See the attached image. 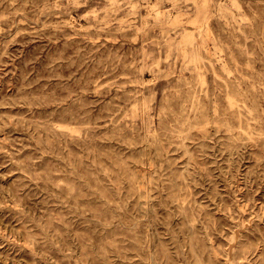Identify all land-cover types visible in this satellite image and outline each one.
<instances>
[{
    "label": "rangeland",
    "instance_id": "374dc122",
    "mask_svg": "<svg viewBox=\"0 0 264 264\" xmlns=\"http://www.w3.org/2000/svg\"><path fill=\"white\" fill-rule=\"evenodd\" d=\"M0 264H264V0H0Z\"/></svg>",
    "mask_w": 264,
    "mask_h": 264
}]
</instances>
